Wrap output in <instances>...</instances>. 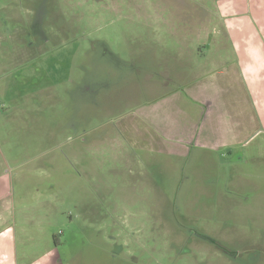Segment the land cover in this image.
<instances>
[{
    "label": "rangeland",
    "instance_id": "obj_1",
    "mask_svg": "<svg viewBox=\"0 0 264 264\" xmlns=\"http://www.w3.org/2000/svg\"><path fill=\"white\" fill-rule=\"evenodd\" d=\"M214 2L0 0V264H260L254 193L228 184L240 163L118 135L201 48L223 57Z\"/></svg>",
    "mask_w": 264,
    "mask_h": 264
},
{
    "label": "crops",
    "instance_id": "obj_2",
    "mask_svg": "<svg viewBox=\"0 0 264 264\" xmlns=\"http://www.w3.org/2000/svg\"><path fill=\"white\" fill-rule=\"evenodd\" d=\"M214 10L225 34L223 57H206V48L200 47L198 56L203 59L193 63L195 70L182 87L169 89L162 97L150 99L120 118L118 135L131 148L176 160L195 153L216 156L224 151L231 158L230 166L240 163L244 172L233 174L228 184L233 188L236 178L237 195L246 203L243 197L248 191L254 193L251 205L256 209H250L255 212L252 214L259 232L255 246L263 253L264 0H215ZM205 42L208 49L218 45L215 39ZM89 140H85L88 145ZM229 195L233 193L229 191ZM229 203L238 207L233 197ZM243 213L245 219H251L250 214ZM259 263L264 264V258Z\"/></svg>",
    "mask_w": 264,
    "mask_h": 264
},
{
    "label": "flooded vegetation",
    "instance_id": "obj_3",
    "mask_svg": "<svg viewBox=\"0 0 264 264\" xmlns=\"http://www.w3.org/2000/svg\"><path fill=\"white\" fill-rule=\"evenodd\" d=\"M38 17H39V15L37 16V19H39ZM3 180L7 181V177L6 176H0V196L4 195L6 192V186H5L6 183ZM199 235L202 236L203 234H199ZM208 240L212 243L211 239H208ZM215 246H218V245H215Z\"/></svg>",
    "mask_w": 264,
    "mask_h": 264
}]
</instances>
